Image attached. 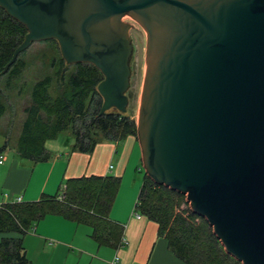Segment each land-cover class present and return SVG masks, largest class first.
Segmentation results:
<instances>
[{
	"label": "water",
	"instance_id": "water-1",
	"mask_svg": "<svg viewBox=\"0 0 264 264\" xmlns=\"http://www.w3.org/2000/svg\"><path fill=\"white\" fill-rule=\"evenodd\" d=\"M32 42L101 74L99 115L124 114L137 43L135 138L144 175L185 195L224 252L264 264V0H0Z\"/></svg>",
	"mask_w": 264,
	"mask_h": 264
},
{
	"label": "trees",
	"instance_id": "trees-1",
	"mask_svg": "<svg viewBox=\"0 0 264 264\" xmlns=\"http://www.w3.org/2000/svg\"><path fill=\"white\" fill-rule=\"evenodd\" d=\"M25 32L22 25L0 9V79L5 77L6 85L19 77L24 67L18 56L3 72ZM58 64L53 76L44 77L31 88L30 103L23 110L24 119L13 147L20 159L32 163L45 161L48 154L44 143L66 130L73 137L72 150L80 153H89L97 138L111 142H118L126 136L135 138V123L128 116L106 111L98 117L101 99L96 86L102 77L95 67L87 63L67 66L61 57ZM63 67L67 69L65 72ZM53 83L58 91L51 97L48 90ZM3 113L4 106L0 103V117ZM63 185V190L54 197L0 205V234L15 233L19 236L0 239V264H28L21 247V236L45 215H57L94 227L97 229L94 232L96 241L102 239L103 231L113 233V226L105 219L119 179L112 176L80 177L67 179ZM60 194L63 195L61 201L57 200ZM181 198L182 194L156 185L144 175L134 210L157 225L158 236L166 240L167 249L182 263L239 264L222 252L202 217L188 209L175 212ZM115 234L116 238L119 229ZM105 241L108 242L107 239Z\"/></svg>",
	"mask_w": 264,
	"mask_h": 264
},
{
	"label": "crops",
	"instance_id": "crops-1",
	"mask_svg": "<svg viewBox=\"0 0 264 264\" xmlns=\"http://www.w3.org/2000/svg\"><path fill=\"white\" fill-rule=\"evenodd\" d=\"M70 139L73 141L72 136L58 134L46 141L48 158L36 163L20 159L7 139L0 141V205L17 197L21 203L54 197L67 179L112 176L119 179V186L105 220L114 231H103L102 239L96 241L94 227L45 215L21 236L28 264H184L167 249L157 225L134 210L136 186L131 185L128 196L120 191L121 180L136 163L134 157L139 154L140 158L136 139L126 136L118 142L101 141L89 153L69 151ZM2 237L19 236L7 233L0 234Z\"/></svg>",
	"mask_w": 264,
	"mask_h": 264
},
{
	"label": "rangeland",
	"instance_id": "rangeland-1",
	"mask_svg": "<svg viewBox=\"0 0 264 264\" xmlns=\"http://www.w3.org/2000/svg\"><path fill=\"white\" fill-rule=\"evenodd\" d=\"M126 21L127 20L123 22L128 24L127 36L132 45V54L129 62V68H130L129 88L125 93L127 97V106L124 115L131 118L135 123L136 118L134 114V99H135V87L137 80L138 53H137V43H136L135 34L133 32L130 23ZM59 57L60 54L56 42H53L51 40L32 42L28 46V48H26L24 51H22L19 54V59L24 64L20 76L15 79H12L7 85L5 82V77H2L0 79V92H1L0 103H2L4 106V113L0 117V141H2L5 138L7 139V142L9 141L8 143L12 145L15 144L16 138L20 130L21 122L24 119L23 110L30 103L29 96H30L31 88L36 82L40 81L44 77L53 76L55 74V72L59 68V64H58ZM66 70H67L66 67H63V72H65ZM68 70L71 71L72 68L69 67ZM57 91L58 88L53 83V85L48 90V94L49 96L54 97L56 96ZM109 112H114V110H109ZM61 135L69 138H71L72 136L69 130L64 131L63 133H61ZM101 141L102 139L97 138L96 144L100 143ZM72 145H73V141H72ZM72 145L69 148V151L72 150ZM136 154L137 151L135 155ZM134 158L136 160V163L131 166L127 175H125L121 180L120 191L122 192V196H128V194L130 193L131 185H135L137 188L135 199L137 200V196L142 183L144 172L141 168L139 154ZM120 191L118 193H120ZM184 209H188L190 211L189 204L185 199V195L182 194L181 201L178 202V206L175 208V212H180ZM161 234L164 235L165 232L162 231ZM220 247L222 252L226 254L221 245ZM229 257L232 258L231 256ZM232 259L235 260L234 258Z\"/></svg>",
	"mask_w": 264,
	"mask_h": 264
},
{
	"label": "built area",
	"instance_id": "built-area-1",
	"mask_svg": "<svg viewBox=\"0 0 264 264\" xmlns=\"http://www.w3.org/2000/svg\"><path fill=\"white\" fill-rule=\"evenodd\" d=\"M2 162H3V156L0 154V164H1ZM62 199H63V195L60 194V196H58L57 200L61 201ZM19 203H21L19 197L15 198V199L11 202V204H19ZM136 205H137V204L135 203L134 207H135Z\"/></svg>",
	"mask_w": 264,
	"mask_h": 264
},
{
	"label": "bare ground",
	"instance_id": "bare-ground-1",
	"mask_svg": "<svg viewBox=\"0 0 264 264\" xmlns=\"http://www.w3.org/2000/svg\"><path fill=\"white\" fill-rule=\"evenodd\" d=\"M122 20L125 21V20H127V19L123 18ZM127 21H128V20H127ZM127 21H126V22H127Z\"/></svg>",
	"mask_w": 264,
	"mask_h": 264
}]
</instances>
